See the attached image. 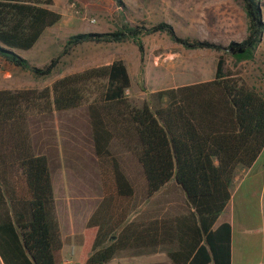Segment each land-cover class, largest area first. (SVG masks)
Masks as SVG:
<instances>
[{"label":"trees","instance_id":"trees-1","mask_svg":"<svg viewBox=\"0 0 264 264\" xmlns=\"http://www.w3.org/2000/svg\"><path fill=\"white\" fill-rule=\"evenodd\" d=\"M116 1L125 6L123 0ZM240 1L248 19L247 36L227 46L181 36L167 21L150 27L123 22L109 32L72 34L63 52L84 42L131 39L143 62L142 36L166 33L187 48L226 52L236 62L252 60L264 33L261 0ZM53 5L54 0H0V73L7 64L36 76L54 71L57 59L38 66L18 53L32 49L47 28L61 20L62 14ZM131 86L129 68L118 58L65 75L41 89H0V257L6 264L63 262L50 164L58 166L62 156H76L74 129L67 132L63 149L59 138L62 115L78 109L90 118L92 132L84 136L83 153L91 159L96 156L104 192L109 191L112 176L115 184L124 187L126 149L143 163L150 195L175 176L186 193L181 207L194 211L151 224L162 222L169 228L173 223L182 228L198 224L197 243L203 244L181 246V252H170V256L178 263L177 256H181V264H230L231 227L223 223L215 228V223L230 199L238 163L251 164L264 148V94L242 82L235 71L226 70L222 55L213 80L159 90L141 103L129 98ZM213 155L219 160L217 165L211 160ZM17 177L27 181L31 193V198L19 200L18 206L9 186L19 180ZM97 244L99 238L86 264L106 263L117 251L113 245L98 248Z\"/></svg>","mask_w":264,"mask_h":264},{"label":"crops","instance_id":"crops-1","mask_svg":"<svg viewBox=\"0 0 264 264\" xmlns=\"http://www.w3.org/2000/svg\"><path fill=\"white\" fill-rule=\"evenodd\" d=\"M239 66H242L237 73L239 79L264 94V33L254 58L240 61ZM216 69L217 61L212 74L207 78L175 82L151 92L213 80ZM43 87L45 86L41 87L36 83L11 82L1 85L0 89ZM127 94L134 100L137 95L131 88ZM145 100H150V95L142 102ZM65 115H69V112L62 115V131L59 138L62 149L63 142L68 141L66 134L70 128L68 122L63 119ZM73 127L76 135V160L74 162L62 156L61 164L56 166L62 172L61 185L54 178V167L50 164L51 184L55 191L62 235V264H86L98 238V248L111 245L117 248L115 255L103 264H181V256H177L179 263L175 262L170 252H181V246L193 247L203 244V241L197 243L198 224L195 227L183 228L178 223H173L171 228L162 222L151 224V221L156 219L194 211V208L181 207L185 203L186 193L175 176L159 191L150 195L149 179L143 163L138 155H130L126 149L124 187L115 184V178L112 176L108 182L109 191L106 193L103 190L96 156L93 155L91 159L83 153L86 143L84 136L91 135L92 132L88 113L78 111L76 125ZM43 138L46 146V134ZM211 160L216 165L219 163L214 155ZM68 172L73 175L67 174ZM9 186L17 206L20 205L19 200L31 198L26 180L19 179ZM230 193V199L215 223V228L223 223H228L231 227L230 264H264V148L251 164L238 163ZM6 201L10 203L11 200L6 197ZM201 235L203 237L202 231ZM0 264H6L2 257Z\"/></svg>","mask_w":264,"mask_h":264},{"label":"rangeland","instance_id":"rangeland-1","mask_svg":"<svg viewBox=\"0 0 264 264\" xmlns=\"http://www.w3.org/2000/svg\"><path fill=\"white\" fill-rule=\"evenodd\" d=\"M123 1L124 7L118 5L116 0H54L52 8L62 14L61 20L47 28L32 49L19 50L18 53L38 66H45L55 58L56 68L48 76H36L28 69L7 64L0 73V86L20 82L36 83L42 87L65 75L110 64L121 58L130 70L131 90L137 94L135 100L141 103L154 93L151 92L153 89L209 77L221 55L225 58L226 70L238 73L242 69L229 53L187 48L173 41L166 33L142 36L145 44L143 62L138 46L131 39L122 42H84L72 47L67 53L63 52L70 35L109 32L123 22L150 27L160 21H167L181 36L209 39L225 46L247 36L248 19L240 0ZM261 7L264 19V0H261ZM78 111L83 112V109L69 112L63 117L72 128L76 125ZM71 160L75 162L76 156ZM61 176L60 169L54 166V178L59 185Z\"/></svg>","mask_w":264,"mask_h":264},{"label":"water","instance_id":"water-1","mask_svg":"<svg viewBox=\"0 0 264 264\" xmlns=\"http://www.w3.org/2000/svg\"><path fill=\"white\" fill-rule=\"evenodd\" d=\"M230 51H231V52H233V50H232V49H230Z\"/></svg>","mask_w":264,"mask_h":264},{"label":"built area","instance_id":"built-area-1","mask_svg":"<svg viewBox=\"0 0 264 264\" xmlns=\"http://www.w3.org/2000/svg\"><path fill=\"white\" fill-rule=\"evenodd\" d=\"M93 21H95V19H93Z\"/></svg>","mask_w":264,"mask_h":264}]
</instances>
